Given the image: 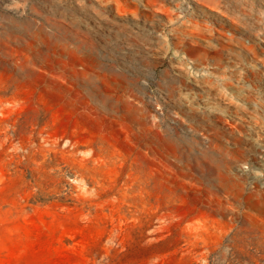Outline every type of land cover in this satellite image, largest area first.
Segmentation results:
<instances>
[{
  "label": "rangeland",
  "instance_id": "1",
  "mask_svg": "<svg viewBox=\"0 0 264 264\" xmlns=\"http://www.w3.org/2000/svg\"><path fill=\"white\" fill-rule=\"evenodd\" d=\"M0 264H264V0H0Z\"/></svg>",
  "mask_w": 264,
  "mask_h": 264
}]
</instances>
